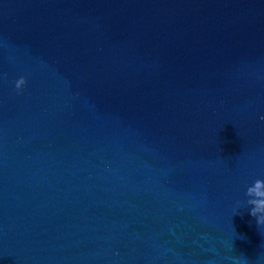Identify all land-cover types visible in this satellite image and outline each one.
<instances>
[{
    "label": "clouds",
    "instance_id": "9594fccd",
    "mask_svg": "<svg viewBox=\"0 0 264 264\" xmlns=\"http://www.w3.org/2000/svg\"><path fill=\"white\" fill-rule=\"evenodd\" d=\"M25 84L24 77L16 82V88L20 89ZM260 189V191H254ZM246 195L250 197L247 201L251 205L250 215L255 217L258 225H264V180L257 179L253 185L249 186Z\"/></svg>",
    "mask_w": 264,
    "mask_h": 264
}]
</instances>
